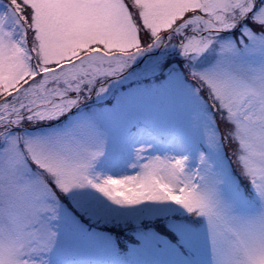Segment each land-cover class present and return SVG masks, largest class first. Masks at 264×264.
I'll return each instance as SVG.
<instances>
[{
  "label": "snow or ice",
  "instance_id": "6c2138e0",
  "mask_svg": "<svg viewBox=\"0 0 264 264\" xmlns=\"http://www.w3.org/2000/svg\"><path fill=\"white\" fill-rule=\"evenodd\" d=\"M0 264H264V0H0Z\"/></svg>",
  "mask_w": 264,
  "mask_h": 264
}]
</instances>
